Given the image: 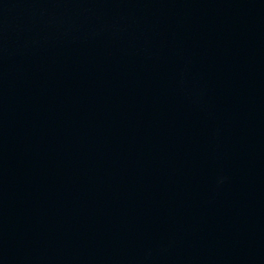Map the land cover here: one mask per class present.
Returning a JSON list of instances; mask_svg holds the SVG:
<instances>
[{"label": "water", "instance_id": "1", "mask_svg": "<svg viewBox=\"0 0 264 264\" xmlns=\"http://www.w3.org/2000/svg\"><path fill=\"white\" fill-rule=\"evenodd\" d=\"M0 264H264V0H0Z\"/></svg>", "mask_w": 264, "mask_h": 264}]
</instances>
